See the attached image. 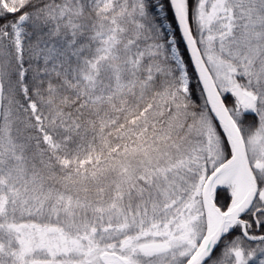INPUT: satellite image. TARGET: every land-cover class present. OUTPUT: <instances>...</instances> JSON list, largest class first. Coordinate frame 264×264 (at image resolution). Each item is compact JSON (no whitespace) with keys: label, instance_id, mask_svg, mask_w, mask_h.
Listing matches in <instances>:
<instances>
[{"label":"snow or ice","instance_id":"snow-or-ice-1","mask_svg":"<svg viewBox=\"0 0 264 264\" xmlns=\"http://www.w3.org/2000/svg\"><path fill=\"white\" fill-rule=\"evenodd\" d=\"M0 264H264V0H0Z\"/></svg>","mask_w":264,"mask_h":264}]
</instances>
